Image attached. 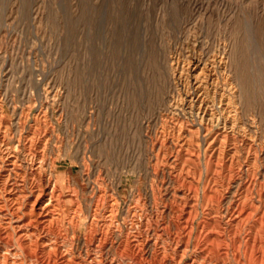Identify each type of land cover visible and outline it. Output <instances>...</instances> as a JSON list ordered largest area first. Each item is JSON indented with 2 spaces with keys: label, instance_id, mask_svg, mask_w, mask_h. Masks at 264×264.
<instances>
[{
  "label": "rangeland",
  "instance_id": "rangeland-1",
  "mask_svg": "<svg viewBox=\"0 0 264 264\" xmlns=\"http://www.w3.org/2000/svg\"><path fill=\"white\" fill-rule=\"evenodd\" d=\"M179 44L195 53L225 49L243 121L254 120L263 147L254 170L262 196L253 187L244 204L264 205V0H0V106L10 131L23 122L24 137L43 111L49 172L83 207L97 204L98 188L120 205L119 221L126 205L171 203L151 139L167 128V59ZM202 171L179 184L197 205L206 204ZM237 184L217 187L210 205H236Z\"/></svg>",
  "mask_w": 264,
  "mask_h": 264
},
{
  "label": "bare ground",
  "instance_id": "bare-ground-1",
  "mask_svg": "<svg viewBox=\"0 0 264 264\" xmlns=\"http://www.w3.org/2000/svg\"><path fill=\"white\" fill-rule=\"evenodd\" d=\"M185 45L176 46L167 59V128L151 139V149H158L155 171L173 200L126 205L120 221V205L102 188L97 204L88 208L76 192L63 193L45 162L47 132L40 108L23 137L24 123L18 122V133H12L0 106V264H264L257 234L264 205L244 204L253 187H258V201L262 196L254 170L263 147L252 135L254 120L243 121L225 49L195 53ZM201 170L205 205L179 189L181 182L201 177ZM235 181L236 205L224 211L210 205L217 187L229 190ZM198 206L203 208L199 220ZM256 214L246 228L245 221Z\"/></svg>",
  "mask_w": 264,
  "mask_h": 264
}]
</instances>
